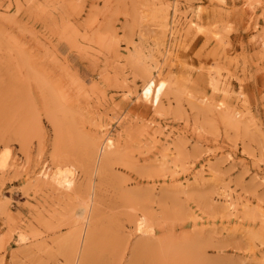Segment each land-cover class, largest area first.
<instances>
[{
	"label": "rangeland",
	"instance_id": "rangeland-1",
	"mask_svg": "<svg viewBox=\"0 0 264 264\" xmlns=\"http://www.w3.org/2000/svg\"><path fill=\"white\" fill-rule=\"evenodd\" d=\"M0 264H264V0H0Z\"/></svg>",
	"mask_w": 264,
	"mask_h": 264
},
{
	"label": "bare ground",
	"instance_id": "bare-ground-1",
	"mask_svg": "<svg viewBox=\"0 0 264 264\" xmlns=\"http://www.w3.org/2000/svg\"><path fill=\"white\" fill-rule=\"evenodd\" d=\"M66 172H64V171H56L54 174H53V176H52V178H51V180L56 184V185H58V186H62V187H64V188H66V189H70V187H71V185H72V181L71 180H66V174H65ZM145 227H143V225L142 224H140V223H138V224H136V230L139 232L141 229H144Z\"/></svg>",
	"mask_w": 264,
	"mask_h": 264
}]
</instances>
